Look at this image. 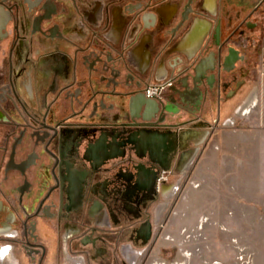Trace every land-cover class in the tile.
<instances>
[{
  "label": "flooded vegetation",
  "instance_id": "flooded-vegetation-1",
  "mask_svg": "<svg viewBox=\"0 0 264 264\" xmlns=\"http://www.w3.org/2000/svg\"><path fill=\"white\" fill-rule=\"evenodd\" d=\"M18 1L12 19L6 15L8 21L0 19V264H137L146 254L142 247L157 241L161 219L171 206L169 201L162 205L165 187L171 185L166 181L180 166L194 161L197 153L189 149V141L203 136L192 133L191 121L172 117L174 101L179 100L178 107L186 106L188 92L180 93L179 99L171 95L179 73L151 82L138 75L136 82H141L147 96L149 85H164L161 98L149 96L162 109L149 124L135 125L121 124L128 120L109 110L110 123L102 124L95 101L114 105L112 91L121 87L113 86L108 72L103 78L95 71L96 59L99 54L107 60L115 58L121 72L129 61L125 40L114 45L97 36L99 42L92 38L77 45L74 55L75 74L82 60L86 77L48 102L46 93L35 86L40 63L53 57L55 82L67 70L60 67V53L37 51L36 40L67 39L59 18L68 0ZM168 1L136 0L126 10L141 29L163 26L173 36L185 25L191 7L198 10L194 7L198 0H181L177 24L165 7ZM146 4L158 14L150 27L139 17L133 19ZM226 22L220 18L203 47L212 44L220 24L221 38H230V45L239 50L235 67L221 85L236 78L239 89L247 66L256 64L250 60L251 47H257L255 42L264 36V0H236ZM112 47L121 49L115 54ZM196 98L201 104L203 96ZM60 109L71 111L59 117ZM47 125L58 129L52 139L44 138Z\"/></svg>",
  "mask_w": 264,
  "mask_h": 264
},
{
  "label": "rangeland",
  "instance_id": "rangeland-1",
  "mask_svg": "<svg viewBox=\"0 0 264 264\" xmlns=\"http://www.w3.org/2000/svg\"><path fill=\"white\" fill-rule=\"evenodd\" d=\"M255 44L250 60L263 72L264 36ZM256 86L239 105L241 113L264 112V77ZM251 97L256 104L246 108ZM245 115L203 128L198 143L189 141L197 155L166 181L162 205L171 206L157 241L142 247L146 254L137 264H264V121ZM175 183L177 193L167 197Z\"/></svg>",
  "mask_w": 264,
  "mask_h": 264
},
{
  "label": "crops",
  "instance_id": "crops-1",
  "mask_svg": "<svg viewBox=\"0 0 264 264\" xmlns=\"http://www.w3.org/2000/svg\"><path fill=\"white\" fill-rule=\"evenodd\" d=\"M134 1L136 0H76L75 2L68 0L66 12L59 18L60 27L67 39L58 37L47 42L36 40L37 51L60 53L62 60L60 67L67 70L66 73L61 72L55 82L51 66L55 63L53 57L48 56L40 63L35 86L46 93L48 102L53 101L64 87H72L86 77L87 72L82 60L77 64V74L74 72L77 45H86L92 38L97 43L99 42L97 36L114 45L125 40L128 45L125 48L129 63L128 68L122 67V77H129L128 79L134 82L137 81L138 75L147 82L161 81L180 73L185 66L184 59L189 58V55L200 54L216 23L220 18L223 19L224 24L227 23V15L236 7V0H229L228 4L227 0H198L194 4L198 9L197 12L190 15L189 20L175 35L170 36L162 29L163 26L143 30L139 21L133 22V15L126 10V7ZM181 6V0H170L165 3L174 24H177L181 18ZM222 10L223 15H221ZM172 22L167 27H170ZM7 43L8 40L3 41V44ZM112 49L116 54L121 47H112ZM63 57H68L69 61H65ZM169 64H172V67ZM131 72L136 77H133ZM262 77L264 72L260 67L247 66L245 74L240 77L242 85L239 89H236V78H231L227 84L221 85V89L216 87L207 96L204 95L199 105L196 103V95L188 92L186 106L178 107L179 100L174 101L176 111L172 117L178 122L191 121L189 128L193 134L200 133L203 128H215L225 124L226 121L236 122V115L246 114L245 116L248 115L250 119L261 116L264 121V112L259 113L257 110L255 112L248 108L246 112L241 113L240 108L238 109L251 89L258 86ZM177 88L184 89L177 83L176 90L171 93L174 99L180 98ZM256 95L255 92L254 97L257 102ZM254 104L256 103L252 102L248 107ZM68 111L71 110L60 109L59 117H66Z\"/></svg>",
  "mask_w": 264,
  "mask_h": 264
},
{
  "label": "water",
  "instance_id": "water-1",
  "mask_svg": "<svg viewBox=\"0 0 264 264\" xmlns=\"http://www.w3.org/2000/svg\"><path fill=\"white\" fill-rule=\"evenodd\" d=\"M14 5L19 6V1L0 0V19H5L6 21L11 20ZM149 6L150 4L144 5L142 13L133 17L134 20L139 17L145 27L155 25L158 18L157 12L149 9ZM196 12L191 7L190 13L193 14ZM5 15L10 16L8 20L5 18ZM189 18L190 15L186 16L184 21L186 22ZM213 37L212 44L209 47H204L200 54L196 56L189 55V58L184 59L187 65L184 72L179 73L177 82L184 89L177 88L179 93L191 92L199 96V98H202L204 95L207 96L216 87L218 88L221 85L224 78L235 67L239 50L233 45H230V38H221L220 24L213 33ZM112 59L114 60L110 64L109 61H112ZM96 61L99 64L95 68V71L101 76L103 75V78H107L106 73L108 72L112 76L110 80L113 86L115 88L121 87L119 90L112 91V94L117 99L114 105L107 107L102 103L99 104V101H95V114L101 118L102 124L104 122H107V124L110 123L109 110H116L119 115H123L128 120L122 122L121 124L123 125L149 124L152 115L162 109L161 103L157 99L146 95L140 81L134 82L127 78H122L120 76L121 70L115 58H109L107 60L103 55L99 54ZM140 117H142V121H138ZM57 133L58 129L55 126L47 125L44 138L50 136L52 139Z\"/></svg>",
  "mask_w": 264,
  "mask_h": 264
},
{
  "label": "built area",
  "instance_id": "built-area-1",
  "mask_svg": "<svg viewBox=\"0 0 264 264\" xmlns=\"http://www.w3.org/2000/svg\"><path fill=\"white\" fill-rule=\"evenodd\" d=\"M263 72H264V69H263ZM163 88H164V85H162V84H151L147 88V94L149 96H155L157 98H161Z\"/></svg>",
  "mask_w": 264,
  "mask_h": 264
},
{
  "label": "bare ground",
  "instance_id": "bare-ground-1",
  "mask_svg": "<svg viewBox=\"0 0 264 264\" xmlns=\"http://www.w3.org/2000/svg\"><path fill=\"white\" fill-rule=\"evenodd\" d=\"M252 102H254L255 103V99H254V97H251L249 100H248V102H246L247 104H246V108H248V105L250 104V103H252ZM241 109V108H240ZM242 111V113H244L245 112V110L243 109V110H241ZM194 157V156H193ZM178 183H175L173 186H171V188H167L166 189V195H167V197H171V196H173L174 194H175V192L177 191V189H178ZM165 206V205H164Z\"/></svg>",
  "mask_w": 264,
  "mask_h": 264
}]
</instances>
